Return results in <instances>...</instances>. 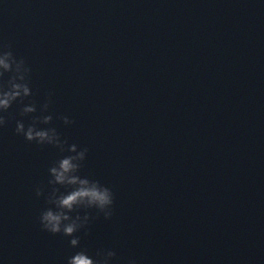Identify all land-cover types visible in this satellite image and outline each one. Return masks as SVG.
Listing matches in <instances>:
<instances>
[{"label":"water","instance_id":"water-1","mask_svg":"<svg viewBox=\"0 0 264 264\" xmlns=\"http://www.w3.org/2000/svg\"><path fill=\"white\" fill-rule=\"evenodd\" d=\"M3 44L113 193L78 233L89 254L264 264V0H0ZM19 107L0 128V264H65L79 249L40 230L35 195L61 154L15 135Z\"/></svg>","mask_w":264,"mask_h":264},{"label":"clouds","instance_id":"clouds-1","mask_svg":"<svg viewBox=\"0 0 264 264\" xmlns=\"http://www.w3.org/2000/svg\"><path fill=\"white\" fill-rule=\"evenodd\" d=\"M30 72L25 60L14 56L10 45H0V128L8 123L3 114L18 103L21 119L16 120L15 135L22 136L27 143L51 146L61 154L48 168L47 192L44 186L35 189L36 197L43 196L45 205L38 216L40 230L51 236L60 235L68 240L69 248L79 249L66 258L65 264H116L114 250L101 248L89 254L88 249L80 246L78 235L83 231L87 236L91 222L97 218L102 216L105 221L112 218L113 193L98 180L80 175L88 149L78 151L76 144L68 145L67 140L61 139L56 128L47 127L53 120L51 114H46L52 102L51 93L39 105V115H36L37 103L29 99L33 95ZM25 117H32L27 127L23 123ZM57 118L66 126L73 123L66 116ZM65 152L68 154L64 155ZM92 211L95 215H91ZM126 264H137V261L130 258Z\"/></svg>","mask_w":264,"mask_h":264}]
</instances>
